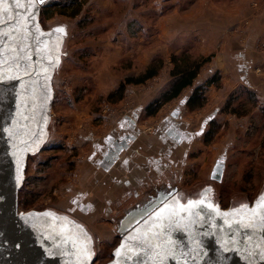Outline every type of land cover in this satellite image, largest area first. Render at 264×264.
Wrapping results in <instances>:
<instances>
[{
	"label": "rangeland",
	"instance_id": "374dc122",
	"mask_svg": "<svg viewBox=\"0 0 264 264\" xmlns=\"http://www.w3.org/2000/svg\"><path fill=\"white\" fill-rule=\"evenodd\" d=\"M39 21L45 31L64 32H58L62 43L51 78L47 139L26 159L18 212L74 219L92 240L91 264L113 260L121 240L117 221L135 201L122 196L121 188L107 187L108 176H100L93 159L104 136L132 112L143 136H158L174 109L181 130L193 134L187 150H174L185 157L172 166L171 176L145 179L144 190L167 180L178 194L195 199L207 186L221 210L250 205L261 194L264 0H47ZM195 64L201 67L192 85L165 102L175 67ZM149 66L159 67L155 77L125 84ZM241 76L252 86L243 85ZM195 93L202 104L191 108L187 101Z\"/></svg>",
	"mask_w": 264,
	"mask_h": 264
},
{
	"label": "water",
	"instance_id": "95a60500",
	"mask_svg": "<svg viewBox=\"0 0 264 264\" xmlns=\"http://www.w3.org/2000/svg\"><path fill=\"white\" fill-rule=\"evenodd\" d=\"M46 1L32 0L33 9L29 14V25L35 26L33 41H29L33 53L38 48L42 55L46 52V57H51L42 85L43 113L39 119L42 131L48 123L53 99L50 80L59 64L62 43V35L56 29L42 32L37 23L39 8ZM8 7L16 11L11 0ZM5 31L19 35L10 27H5ZM4 66L7 63L0 65V69ZM28 73L0 81V264H81L82 261L91 264L80 250L75 252L74 260L70 259L74 258L71 250L81 246L79 240L70 237L66 219L17 210L26 156L36 153L41 145L40 142L33 144L35 125L26 131L28 138L18 134L16 126V104L22 101L23 87L34 76V70ZM145 191L148 201L143 206L135 204L118 219L116 233L121 240L108 264H161V258L163 264H264V206L255 208L253 204L243 211L221 210L207 186L196 191L195 199L179 195L183 203L177 202L176 185L169 188L152 185ZM199 194L203 198L198 199ZM258 199L264 200V188ZM200 200L204 201L203 205L188 209L189 201ZM209 204L212 208L207 207ZM241 205L244 204L236 207ZM157 213L162 217L171 216L170 226L165 220L163 229L157 227L161 222ZM43 224L46 229L41 228ZM245 224L252 227H243ZM170 241L177 243L173 245ZM118 251L120 255H116Z\"/></svg>",
	"mask_w": 264,
	"mask_h": 264
},
{
	"label": "crops",
	"instance_id": "0c3cea01",
	"mask_svg": "<svg viewBox=\"0 0 264 264\" xmlns=\"http://www.w3.org/2000/svg\"><path fill=\"white\" fill-rule=\"evenodd\" d=\"M239 80L243 81L245 86H252L245 76H241ZM170 116L172 121L164 120L155 138L141 135L137 128L135 112L119 119L113 130L104 136L100 145L96 146L98 155L93 159L100 176H108L107 187L121 188L124 192L122 196L133 197L134 193L139 194L144 190L145 182L143 181L145 179L150 183L155 178L171 176L172 166L177 167L176 161L185 157L176 154L174 150L178 151L179 147L187 150V144H191L193 134L188 133L187 130H181L182 125L178 122L180 117L178 109L172 110ZM124 172L128 173L124 174ZM98 182L99 177H96L95 183ZM132 183H139L137 190L127 189ZM102 188L101 185H96L94 189L100 193ZM102 197V195L95 197L94 202L97 201L98 204ZM95 205L93 204L92 208L96 207Z\"/></svg>",
	"mask_w": 264,
	"mask_h": 264
},
{
	"label": "flooded vegetation",
	"instance_id": "af4514ba",
	"mask_svg": "<svg viewBox=\"0 0 264 264\" xmlns=\"http://www.w3.org/2000/svg\"><path fill=\"white\" fill-rule=\"evenodd\" d=\"M40 8L38 11L37 23L40 26V29L42 32H49L51 30L45 31L41 28V23L39 21ZM32 9H33V6L31 4L30 6L27 7L26 15L21 16L19 18L20 24L17 25V27H22L25 23L27 24L30 31L26 39L21 38L20 40L15 41L13 39L5 37L2 40H0V61H6L3 63H7V66H4L3 69H0V75L4 77H11V79H14V78H17L18 76L26 74L25 66L27 65H30V67L28 68V72H31L34 70V76L28 79V81L25 83V86L23 87L24 94L22 95V98H23L22 101L16 104V116L18 118L16 120V126L18 128V134L23 135V138H28L26 131L28 132L29 128H32L35 125V130H34L35 133L33 134V144H35L36 142L38 143L40 142L41 145L39 147V150H41V146L43 142L47 139V134H48L47 126L42 131V128L40 126L42 120L39 121V119L41 118V114L43 113L42 112L43 110V97H42L43 96V86L42 85H43L44 79H46V72H47L48 65L51 62V57L49 58L46 57V52H44L42 55L39 52L38 48H35V53H33L32 51V47L29 41L30 42L33 41L32 34H35L33 32L35 31L34 30L35 26H30L29 25L30 22L29 20H27V16H29ZM43 48L45 49L44 44L42 45V50ZM13 49H15L16 51L13 52L12 51ZM14 56H20L21 59L19 61H14L12 59V57ZM26 56H30L31 58L28 60L23 59V57H26ZM17 62L21 64V67L17 68L16 66ZM3 63H0V65H3ZM50 83H51V80H50ZM31 103L32 105H30ZM31 107H32V110L29 109ZM29 146H32V144ZM34 154H28L26 156V159L28 156L34 155ZM160 185H164V187H167V188L172 186L171 182L167 180L160 182L159 186ZM145 193H146L145 190H142L139 194L134 193L133 200L135 201V203L131 207L127 208L125 211L132 208L135 204H139L140 206H143L148 201V195ZM179 195L180 194L177 195V202L179 201L183 203V201L179 198ZM201 198H203V194H199L198 199H201ZM188 199L184 200V202H186ZM253 204L255 208L264 206V200L262 201V199H258V200L255 199L250 205H241V206L235 207L234 209H236L237 211H243V209H246L247 206L251 207L253 206ZM167 209H169V207ZM44 215L49 218L56 217V219L57 218L66 219L65 223H69L68 228H69L70 237L77 241L79 240L80 246H81V248L77 246L76 248L71 250L74 255V258H70V259L74 260L76 258L75 252L77 251L79 253V250H80V253H82V256L86 258L87 260H89L90 263H92L94 259L93 249H92V240L87 234V232L84 230V227L78 222H76L74 219L69 218L67 216L55 215V214H51L48 212H44ZM41 228L46 229L44 224L41 226Z\"/></svg>",
	"mask_w": 264,
	"mask_h": 264
},
{
	"label": "snow or ice",
	"instance_id": "6c2138e0",
	"mask_svg": "<svg viewBox=\"0 0 264 264\" xmlns=\"http://www.w3.org/2000/svg\"><path fill=\"white\" fill-rule=\"evenodd\" d=\"M8 3H9V0H0V40H2L5 37H8L10 39H20V38L26 39L27 36L29 35L30 30H29L26 23L22 27H17V25L20 24V21L18 18L26 15L27 7L31 5L32 0H11V3L15 5V8H16L15 12L10 10V8L8 7ZM21 9H23L24 11H20ZM27 20H31L30 15L27 16ZM5 27L12 28V30L14 32L18 33L19 35L13 36L12 32L4 30ZM55 31L63 33L64 29L58 28ZM12 51L15 52L16 50L13 49ZM30 58H31L30 56L23 57V59H25V60H28ZM12 59L14 61H19L21 59V57L20 56H14V57H12ZM3 62H6V61H0V63H3ZM16 66H17V68H19V67H21V64L17 62ZM29 67H30V65L25 66V72L26 73L28 72ZM28 74L30 75V73H28ZM5 79H6L5 77L0 76V81H3ZM7 79H11V77H7ZM203 204H204L203 200L196 201V202L189 201L188 209L198 207L199 205H203ZM207 207L212 208V205L209 204V205H207ZM183 210L187 211V209H183ZM215 211H218V210H215ZM197 215H199V213H197ZM223 215L227 216L229 214L225 213ZM157 218L161 221L160 224L157 225V227H159L161 229H163L165 227V224H164L165 220L169 221V226L172 223L171 216L162 217L160 213H157ZM242 226L243 227H252L251 224H245ZM161 234H162V232L157 233V235H161ZM170 243L175 245L177 242L170 241ZM116 255H120V252L118 251L116 253ZM81 264H85V262L82 261ZM161 264H163V258H161Z\"/></svg>",
	"mask_w": 264,
	"mask_h": 264
},
{
	"label": "trees",
	"instance_id": "16d2710c",
	"mask_svg": "<svg viewBox=\"0 0 264 264\" xmlns=\"http://www.w3.org/2000/svg\"><path fill=\"white\" fill-rule=\"evenodd\" d=\"M201 67V64H195L192 68L185 66V65H177L175 67V73L173 72V75L176 77V81L168 94L167 97L164 98L165 102H169L172 99L177 98L181 92L192 85L194 79L197 77L198 71ZM159 67L149 66L143 74L138 76L137 78L133 79H126L125 84H142L146 80L151 79L155 77L158 73ZM209 83H213V80ZM122 87V86H121ZM202 104L201 96L197 93L193 94L187 101V105L191 108L193 107H199ZM151 108L148 109V113H151Z\"/></svg>",
	"mask_w": 264,
	"mask_h": 264
}]
</instances>
